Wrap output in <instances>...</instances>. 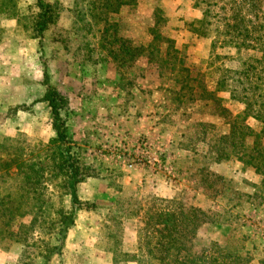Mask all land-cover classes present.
<instances>
[{"label":"rangeland","instance_id":"1","mask_svg":"<svg viewBox=\"0 0 264 264\" xmlns=\"http://www.w3.org/2000/svg\"><path fill=\"white\" fill-rule=\"evenodd\" d=\"M44 1L0 0V264H264V0Z\"/></svg>","mask_w":264,"mask_h":264},{"label":"trees","instance_id":"2","mask_svg":"<svg viewBox=\"0 0 264 264\" xmlns=\"http://www.w3.org/2000/svg\"><path fill=\"white\" fill-rule=\"evenodd\" d=\"M124 1H130V0H124ZM36 6L38 7L39 12L37 13V17L34 23V31H36L38 36L40 37L43 34L44 30L47 28L48 24L51 22L53 7L50 3L45 2L44 0H36ZM45 84L47 85V88L43 97L41 98V101H45L48 103L51 109L53 126L54 129L56 130L57 137L60 141H64L66 139L65 138L66 126L64 119L60 115V109L66 100L62 95H60V93L56 89L49 86L48 82H45ZM70 168L73 172L74 177H76L79 167H77L76 164L72 163L70 165ZM71 203L73 207H76V209L78 205L80 206V201L77 199V197H74ZM171 221H173L172 226H174L175 228L174 231L176 232V234H181L180 233L181 230L179 231L178 228L182 226L183 222L177 219ZM165 231L167 232V227L165 228ZM169 233L171 234L172 232L169 231ZM181 237L183 236H180V238ZM172 243L175 244L178 243V241L175 239ZM171 247L172 246H169L168 252L170 251ZM180 251H182V249H180ZM186 260H190V256Z\"/></svg>","mask_w":264,"mask_h":264}]
</instances>
